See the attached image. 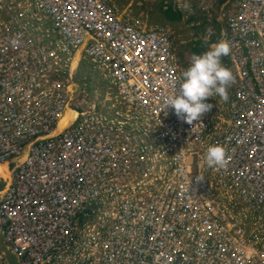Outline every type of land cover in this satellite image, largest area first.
Here are the masks:
<instances>
[{"label": "built area", "instance_id": "1", "mask_svg": "<svg viewBox=\"0 0 264 264\" xmlns=\"http://www.w3.org/2000/svg\"><path fill=\"white\" fill-rule=\"evenodd\" d=\"M6 1L0 164L16 162L0 239L15 264H264V0H163L223 22L230 46L229 99L209 98L192 125L163 106L183 71L170 23L107 0ZM32 27L50 36L38 35L44 52L19 35ZM76 52L103 72L104 94L75 83ZM212 145L224 167L206 165Z\"/></svg>", "mask_w": 264, "mask_h": 264}, {"label": "clouds", "instance_id": "2", "mask_svg": "<svg viewBox=\"0 0 264 264\" xmlns=\"http://www.w3.org/2000/svg\"><path fill=\"white\" fill-rule=\"evenodd\" d=\"M229 54L230 46L223 40L201 53H193L188 66L181 73L178 87L174 85L172 94L164 101V109L170 107L178 119L192 125L212 109L209 98L218 96L227 102L234 76L223 65L222 57ZM205 162L210 168L224 167L225 148L222 145L209 146Z\"/></svg>", "mask_w": 264, "mask_h": 264}, {"label": "rangeland", "instance_id": "3", "mask_svg": "<svg viewBox=\"0 0 264 264\" xmlns=\"http://www.w3.org/2000/svg\"><path fill=\"white\" fill-rule=\"evenodd\" d=\"M109 1L112 4H114L119 10H123L126 7H129L131 10L132 17L139 18L148 23L162 24L160 21L162 20L161 19L162 13L161 11L158 10V6H157L158 3L160 2L159 0H109ZM203 17L198 16L197 21H194V23L193 22L187 23L188 16L185 17V21H180L178 23L168 22L172 25V27L175 30L176 40H175L174 53L175 56L177 57L178 63L180 64L183 70L188 66L191 55L193 54V52L191 51L193 42L200 40V38L202 37H206V34L204 32L205 29L203 30L200 29L201 27H199L198 26L199 24H197V22L203 23L204 21ZM212 44L215 43H208V45H212ZM203 51L205 50H202L201 52ZM85 65H86L85 63H82L77 66L78 71L76 69L74 74L75 83L77 84L78 83L77 80L79 79H82V82H86V83L92 82L98 88L99 93L104 94V92L107 90V85L105 80L103 79L101 74L89 72L87 70L88 69L87 65L86 66ZM4 166L5 165H3L2 168H4ZM8 180L9 178L3 179L0 177V194L1 191L4 189V187L8 184L9 182ZM9 254L11 257L12 254L10 252ZM11 264H15V259L13 262H11Z\"/></svg>", "mask_w": 264, "mask_h": 264}, {"label": "bare ground", "instance_id": "4", "mask_svg": "<svg viewBox=\"0 0 264 264\" xmlns=\"http://www.w3.org/2000/svg\"><path fill=\"white\" fill-rule=\"evenodd\" d=\"M5 1L6 0H2V3L4 4L5 3ZM108 2H110L109 0H107ZM160 2H162V5H163V9H166L167 7H171L173 10H175V11H179V12H181L182 14H183V21H185V17L186 16H190V15H195L196 17H198V16H204V25H205V30H204V32H205V34H206V37H202V38H200L201 40H203V41H208V42H210L211 40L213 41L212 43H217V42H219V39H220V32H221V29H222V24H223V22H222V24H221V22H219V21H216L215 19H212V20H209V18L206 16V14L205 13H201V12H194V13H192V12H190V11H188V12H186L185 10H177V9H175L174 7H173V5H172V3L170 2V1H168L166 4L164 3V1L163 0H159ZM7 2V1H6ZM112 4V3H111ZM113 6H115L114 4H112ZM116 7V6H115ZM117 8V7H116ZM121 12H123L124 14H126V13H129V15L131 16V10H130V8L129 7H126L125 9H123V10H120ZM199 14V15H198ZM132 17V16H131ZM135 18V17H134ZM2 19H6V15H5V13H3L2 12ZM137 19H139V18H137ZM141 20V19H140ZM142 21V24H146V25H149V26H153V25H160V24H153V23H148V22H145V21H143V20H141ZM194 23V22H193ZM162 24H168V23H162ZM197 24H201L200 22L198 23L197 22ZM34 25H38V24H34ZM20 30H19V35L21 36V38H23V40H24V43L26 44L25 46H26V48L30 51V50H33L34 49V47H38L39 49H41V43H42V41H41V36L38 38V35L39 34H43V37L46 39V40H48L49 41V35H47V33L46 32H44L43 31V29H41V28H39V27H32V34H30V35H32V38L31 37H29V35L28 34H22L21 33V30H24V28H19ZM174 29V28H173ZM43 31V32H42ZM175 31V30H174ZM24 32H26V31H24ZM176 35V34H175ZM50 43V42H49ZM17 47L20 49V46H21V41H17ZM52 48H53V46H52ZM173 48L175 49V45L173 44ZM36 49V48H35ZM42 51H43V48L41 49ZM40 50V51H41ZM54 51L55 50H57V49H53ZM44 52V51H43ZM44 56H45V54H44ZM223 58V57H222ZM87 58H85L84 57V54L82 53V52H76L75 53V55H74V61H73V64H71V63H68L67 64V67H70L71 69H77V66L78 65H80V64H82V63H85L86 65H87V63L85 62V60H86ZM88 60V59H87ZM85 65V66H86ZM87 67H88V71L89 72H92V73H98V74H103V72L101 71V70H99V69H96V70H94V69H92V68H90L88 65H87ZM180 67V66H179ZM81 68V67H80ZM80 70V69H79ZM86 70V71H87ZM180 70H183L181 67H180ZM77 71H78V69H77ZM88 73V72H87ZM81 74H83V73H81ZM105 75H109V73H104ZM91 77V76H90ZM94 77V76H93ZM92 78V77H91ZM85 79V78H84ZM93 80V79H92ZM106 82V81H105ZM99 93V92H98ZM73 116V117H72ZM70 118H72V119H74V113L72 112V111H70V110H68L67 112H66V114L63 116V119H62V122H61V126L63 125V124H65L64 123V121H67L68 119H70ZM3 164H0V176L1 177H3L4 179H7V178H10L9 177V170H8V168H7V165L5 164V166H4V168H2L3 166H2ZM2 166V167H1Z\"/></svg>", "mask_w": 264, "mask_h": 264}, {"label": "trees", "instance_id": "5", "mask_svg": "<svg viewBox=\"0 0 264 264\" xmlns=\"http://www.w3.org/2000/svg\"><path fill=\"white\" fill-rule=\"evenodd\" d=\"M157 6H158V10L161 11V13H162L161 14L162 20H160L161 23H168V22L178 23L180 21H183V14L181 12L175 11L171 7H167L166 9H163L162 2H159ZM197 19L198 18L195 15H190L187 18V23H192L194 21H197ZM198 26L201 27L200 29H202V30L205 28L204 22L199 24ZM212 42H213L212 40L210 42L203 41L201 39L197 40V41L193 42L191 51L193 53H199L202 50H207L210 47V45H208V43H212Z\"/></svg>", "mask_w": 264, "mask_h": 264}, {"label": "crops", "instance_id": "6", "mask_svg": "<svg viewBox=\"0 0 264 264\" xmlns=\"http://www.w3.org/2000/svg\"><path fill=\"white\" fill-rule=\"evenodd\" d=\"M73 117V116H72ZM61 122H62V120H61ZM61 122L59 123V126L61 125ZM66 121H64V123H65ZM19 160V159H18ZM17 160V161H18ZM16 162V159H12V160H9L8 162H6V163H3V165H7V168L9 169V171H10V167L13 165V163H15ZM2 165V166H3ZM1 166V167H2ZM1 177V176H0ZM1 178H3V177H1ZM4 179V178H3ZM4 246V247H3ZM0 251H2L3 252V254H4V256L9 260V262H10V264H11V262H13L14 261V257H13V255H11V257H10V254H9V252H8V250H7V248L5 247V245H4V243L1 241V239H0Z\"/></svg>", "mask_w": 264, "mask_h": 264}]
</instances>
